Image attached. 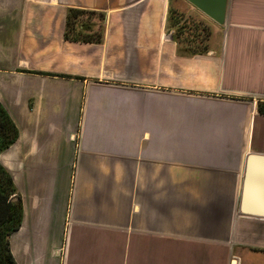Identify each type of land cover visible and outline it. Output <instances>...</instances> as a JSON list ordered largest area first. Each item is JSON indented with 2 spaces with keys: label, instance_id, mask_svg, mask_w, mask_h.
Returning <instances> with one entry per match:
<instances>
[{
  "label": "crops",
  "instance_id": "1",
  "mask_svg": "<svg viewBox=\"0 0 264 264\" xmlns=\"http://www.w3.org/2000/svg\"><path fill=\"white\" fill-rule=\"evenodd\" d=\"M171 1L0 0L16 264H264V218L239 212L264 158V0H228L224 26ZM171 7L202 52L180 54ZM70 9L105 17L100 43L64 38Z\"/></svg>",
  "mask_w": 264,
  "mask_h": 264
},
{
  "label": "trees",
  "instance_id": "2",
  "mask_svg": "<svg viewBox=\"0 0 264 264\" xmlns=\"http://www.w3.org/2000/svg\"><path fill=\"white\" fill-rule=\"evenodd\" d=\"M104 19L105 17L98 13L70 9L66 15L64 38L74 42L100 43L103 37ZM170 19L175 20L172 24L173 28L180 31L181 27L176 15H170ZM176 37L179 36H173L174 40ZM178 49L182 55H195ZM17 139L18 130L0 103V154L12 146ZM21 221V201L16 194L11 176L0 165V264H16L9 249V237L20 228Z\"/></svg>",
  "mask_w": 264,
  "mask_h": 264
},
{
  "label": "water",
  "instance_id": "3",
  "mask_svg": "<svg viewBox=\"0 0 264 264\" xmlns=\"http://www.w3.org/2000/svg\"><path fill=\"white\" fill-rule=\"evenodd\" d=\"M194 9L218 26L226 22L228 0H184ZM264 158L247 156L245 161L244 181L241 188L239 212L242 215L264 218V186L256 181L257 165H263ZM252 197L257 201L250 202Z\"/></svg>",
  "mask_w": 264,
  "mask_h": 264
},
{
  "label": "rangeland",
  "instance_id": "4",
  "mask_svg": "<svg viewBox=\"0 0 264 264\" xmlns=\"http://www.w3.org/2000/svg\"><path fill=\"white\" fill-rule=\"evenodd\" d=\"M173 4L174 0L171 1V6ZM173 14L176 15V20L179 21V27H181L180 31L172 26L175 20L170 19V15ZM94 20H96V18H94ZM203 27V22L197 15H188L183 8L175 9L171 7L168 12L167 35H171L172 37L178 35L179 37L175 39L177 46L184 51H188V53L196 54L204 49L207 33L204 29L205 27Z\"/></svg>",
  "mask_w": 264,
  "mask_h": 264
}]
</instances>
